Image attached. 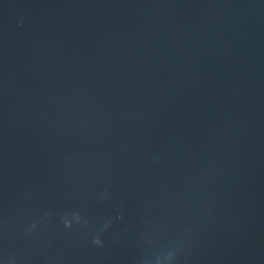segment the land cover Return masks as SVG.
<instances>
[{
	"label": "water",
	"instance_id": "95a60500",
	"mask_svg": "<svg viewBox=\"0 0 264 264\" xmlns=\"http://www.w3.org/2000/svg\"><path fill=\"white\" fill-rule=\"evenodd\" d=\"M0 264H264V0H0Z\"/></svg>",
	"mask_w": 264,
	"mask_h": 264
}]
</instances>
